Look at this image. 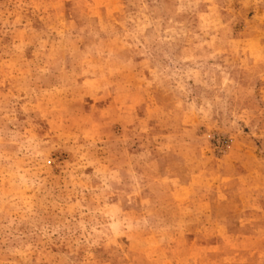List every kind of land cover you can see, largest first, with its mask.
Segmentation results:
<instances>
[{"label": "rangeland", "instance_id": "rangeland-1", "mask_svg": "<svg viewBox=\"0 0 264 264\" xmlns=\"http://www.w3.org/2000/svg\"><path fill=\"white\" fill-rule=\"evenodd\" d=\"M0 264H264V0H0Z\"/></svg>", "mask_w": 264, "mask_h": 264}]
</instances>
